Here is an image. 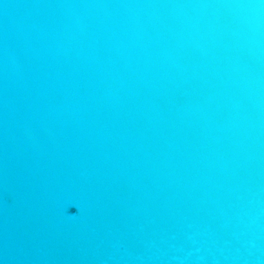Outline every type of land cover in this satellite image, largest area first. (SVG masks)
I'll return each mask as SVG.
<instances>
[{
    "label": "water",
    "instance_id": "1",
    "mask_svg": "<svg viewBox=\"0 0 264 264\" xmlns=\"http://www.w3.org/2000/svg\"><path fill=\"white\" fill-rule=\"evenodd\" d=\"M0 264H264V0H0Z\"/></svg>",
    "mask_w": 264,
    "mask_h": 264
}]
</instances>
